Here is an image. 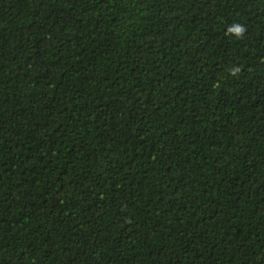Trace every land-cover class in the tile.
<instances>
[{"label":"trees","instance_id":"16d2710c","mask_svg":"<svg viewBox=\"0 0 264 264\" xmlns=\"http://www.w3.org/2000/svg\"><path fill=\"white\" fill-rule=\"evenodd\" d=\"M0 264H264V0H0Z\"/></svg>","mask_w":264,"mask_h":264},{"label":"clouds","instance_id":"9594fccd","mask_svg":"<svg viewBox=\"0 0 264 264\" xmlns=\"http://www.w3.org/2000/svg\"><path fill=\"white\" fill-rule=\"evenodd\" d=\"M228 31L230 34L234 33L237 38H240L246 32V27L241 24H236L235 26L230 27Z\"/></svg>","mask_w":264,"mask_h":264}]
</instances>
